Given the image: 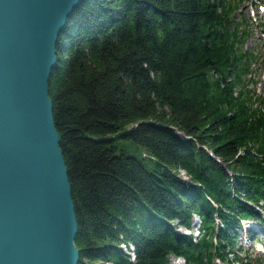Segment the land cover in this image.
Instances as JSON below:
<instances>
[{
    "label": "trees",
    "instance_id": "16d2710c",
    "mask_svg": "<svg viewBox=\"0 0 264 264\" xmlns=\"http://www.w3.org/2000/svg\"><path fill=\"white\" fill-rule=\"evenodd\" d=\"M239 2L83 0L69 16L49 93L79 264H250L234 247L243 219L264 224V98ZM195 217L199 236L179 230Z\"/></svg>",
    "mask_w": 264,
    "mask_h": 264
},
{
    "label": "water",
    "instance_id": "95a60500",
    "mask_svg": "<svg viewBox=\"0 0 264 264\" xmlns=\"http://www.w3.org/2000/svg\"><path fill=\"white\" fill-rule=\"evenodd\" d=\"M83 0H0V264H79L49 80Z\"/></svg>",
    "mask_w": 264,
    "mask_h": 264
},
{
    "label": "rangeland",
    "instance_id": "374dc122",
    "mask_svg": "<svg viewBox=\"0 0 264 264\" xmlns=\"http://www.w3.org/2000/svg\"><path fill=\"white\" fill-rule=\"evenodd\" d=\"M261 1V3H260ZM240 8L237 13L239 20L245 17L248 22L249 35L245 44L246 49H253L257 55L258 62L252 65L251 76L248 77L247 89L250 90L254 97L258 95L264 98V13L261 8L264 7V0H240ZM260 106V104L258 105ZM264 111V109H263ZM118 145L120 147H126L127 142L124 138L118 139ZM139 149H135L134 153H138ZM185 176V173L182 172ZM200 225L198 217H195L193 222V228L188 231L183 227L179 230L185 233H194L195 236H199L197 228ZM242 230L240 231V237L237 240V244L234 247L236 250L238 247H242L240 250V256L244 261H249L250 264H264V224L259 219H246L242 221ZM252 228L253 231H249L247 234V228ZM259 242H262V251H259ZM186 264L184 258L172 255L168 264ZM218 264H223L217 261ZM104 264V263H102ZM238 264V263H237Z\"/></svg>",
    "mask_w": 264,
    "mask_h": 264
},
{
    "label": "bare ground",
    "instance_id": "6f19581e",
    "mask_svg": "<svg viewBox=\"0 0 264 264\" xmlns=\"http://www.w3.org/2000/svg\"><path fill=\"white\" fill-rule=\"evenodd\" d=\"M247 229H250V230H252V228H247ZM253 231V230H252ZM123 248L127 251V247H126V245H123ZM131 248L133 249V247L131 246ZM130 254L133 256V257H135V255L133 254V252H130ZM176 264H178V263H176Z\"/></svg>",
    "mask_w": 264,
    "mask_h": 264
}]
</instances>
